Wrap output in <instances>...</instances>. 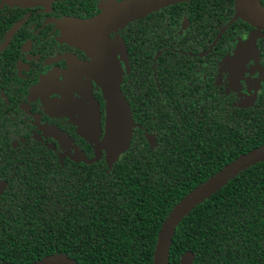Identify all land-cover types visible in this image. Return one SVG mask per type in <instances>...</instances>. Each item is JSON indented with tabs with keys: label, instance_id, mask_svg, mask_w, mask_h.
<instances>
[{
	"label": "trees",
	"instance_id": "16d2710c",
	"mask_svg": "<svg viewBox=\"0 0 264 264\" xmlns=\"http://www.w3.org/2000/svg\"><path fill=\"white\" fill-rule=\"evenodd\" d=\"M56 1L62 15H98L99 0ZM213 1L185 0L117 32L131 53L120 91L134 127L128 149L110 167L104 158L91 164L60 160L56 147L34 140L11 148L1 135L0 172L7 186L0 195V264H34L54 254L77 264H152L169 212L224 166L264 145V91L249 109L220 102L206 57L188 55L228 49L233 24L217 34L201 12ZM233 2L228 0L221 22L233 15ZM184 13L190 26L174 40ZM243 29L236 26V34ZM141 44L146 52L139 58ZM256 48L264 60V31ZM66 137L91 157L87 140ZM186 252L194 255L192 264H264V162L183 218L168 263L180 264Z\"/></svg>",
	"mask_w": 264,
	"mask_h": 264
},
{
	"label": "flooded vegetation",
	"instance_id": "af4514ba",
	"mask_svg": "<svg viewBox=\"0 0 264 264\" xmlns=\"http://www.w3.org/2000/svg\"><path fill=\"white\" fill-rule=\"evenodd\" d=\"M105 1L107 0H99L96 5L97 14ZM56 2L44 0L42 4L21 7L13 5V0H0V137L4 135L10 140L11 148L16 147L18 142L34 140L54 151L56 147L60 160L67 158L74 163L91 164L94 151L90 143L92 155L88 158L84 154L82 160L78 155L82 151L70 137L69 142L61 146L48 133L49 128H56L65 136L75 133L79 138L85 139L79 133L80 125L86 116L85 108L92 105L95 109V105L97 106L95 113L99 116L102 131L105 122L101 89L91 73L81 66L92 64L95 54L86 45L67 35L62 22L76 18L60 14ZM209 5V8L201 11L207 28L217 29V34H223L233 24L231 37L226 45L228 49L225 53L219 50L212 55L208 54L209 50L198 55H188L206 57V72L213 70V89L219 93L220 102H229L232 107L239 109L252 108L264 91V60L257 48L256 53L252 52L242 60L241 55H236L235 51L255 28L240 18L230 23L235 15L234 2L233 15L226 22H221L220 19L229 11L228 0H215ZM261 5L263 6L262 2ZM181 18L179 30L172 33L174 40L190 26L186 13ZM17 25V30L13 32ZM239 25H245V29L237 35L235 28ZM119 37L118 33L110 35L108 43ZM163 42L167 44V41ZM124 49L120 54L116 52L122 77L130 73V48L127 46ZM167 49L168 47H164L162 51ZM104 50L105 48L103 53ZM137 51L139 58L143 56L146 52L144 44ZM162 51H157L156 54ZM235 55L234 61L240 58L230 78L223 67ZM255 64L263 70L257 85L250 80L248 73ZM250 91H254V94ZM251 98L252 102H247ZM245 103L249 105L240 107V104ZM147 138L154 141L151 135ZM6 186L7 181L1 177L0 172V195Z\"/></svg>",
	"mask_w": 264,
	"mask_h": 264
},
{
	"label": "water",
	"instance_id": "95a60500",
	"mask_svg": "<svg viewBox=\"0 0 264 264\" xmlns=\"http://www.w3.org/2000/svg\"><path fill=\"white\" fill-rule=\"evenodd\" d=\"M43 1L13 0V5L26 7L42 4ZM182 1L185 0H123L118 3L114 0L112 5L103 4L100 13L92 19H66L62 22L68 36L86 45L95 54L92 64L81 65L91 73L92 78L98 84L105 105L103 131L101 130L99 116L95 113L97 110L96 105V109L93 105L85 108L86 116L80 125V135L90 145L91 143L94 144V157L91 162L99 160L102 157L101 150H103L105 162L110 167L128 149L134 127L130 108L120 91L122 70L116 58V52L118 50L123 51L122 42L119 39H115L108 43L109 36L123 29L130 22ZM237 18L255 28L251 33L252 35L250 34L251 37L254 36L252 37L253 46L239 49L238 54H241L242 60L249 56L250 53H256V40L262 36L264 31V8L261 6L260 0H236L233 20ZM17 28L18 25L13 29V32ZM247 41L249 43L252 42L249 38ZM252 100L253 98L248 99L247 102H252ZM248 105L249 103L240 104V107H247ZM48 130L49 132H46L59 143L69 142V139L58 129L49 128ZM80 155L81 159L84 160L83 154L80 153ZM260 162H264V145L240 155L187 194L165 218L157 236L152 264H169V249L175 229L193 208L208 199L239 173ZM193 260L194 255L191 252H186L181 256L180 264H192ZM34 264L77 263L65 255L54 254Z\"/></svg>",
	"mask_w": 264,
	"mask_h": 264
},
{
	"label": "rangeland",
	"instance_id": "374dc122",
	"mask_svg": "<svg viewBox=\"0 0 264 264\" xmlns=\"http://www.w3.org/2000/svg\"><path fill=\"white\" fill-rule=\"evenodd\" d=\"M114 2V0H107V1H105L104 2V4H111L112 5V3ZM252 35V34H251ZM251 35H249L248 36V38L250 39V40H252V42H248L247 40H248V38L245 40V41H243L240 45H238L237 46V52L235 51V54L236 55H239L238 53H239V49H241L242 47H250V46H253V39H252V37H254V36H252L251 37ZM255 35V34H254ZM120 51V52H119ZM117 52H119V54L121 53V50H118ZM236 55L231 59V61H229V62H227V64L226 65H224V69L227 71V73L229 74V77L231 78V74H232V72H233V70H234V66H236L237 64H238V59L240 58H238L236 61H234V58L236 57ZM241 55V54H240ZM124 55L122 54V58H124L123 57ZM234 61V62H233ZM118 62H119V60H118ZM250 75H249V77H250V80L255 84V85H257V83H259V80L261 79V77H262V74H263V70H262V68H260L257 64H255V66H251V68H250V70H249V72H248ZM254 85V86H255ZM256 88V87H255ZM250 93H253L254 94V91L252 92V91H250ZM60 104V103H59ZM61 146H64V144H61ZM91 146H92V148H94V144H92L91 143ZM78 155H80V153H78ZM101 155L103 156L104 155V151L103 150H101ZM81 156V155H80Z\"/></svg>",
	"mask_w": 264,
	"mask_h": 264
}]
</instances>
